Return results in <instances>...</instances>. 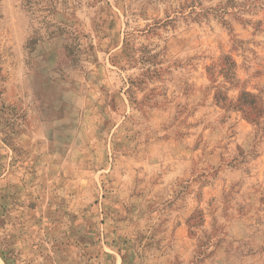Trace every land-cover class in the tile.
Returning a JSON list of instances; mask_svg holds the SVG:
<instances>
[{
  "label": "rangeland",
  "instance_id": "obj_1",
  "mask_svg": "<svg viewBox=\"0 0 264 264\" xmlns=\"http://www.w3.org/2000/svg\"><path fill=\"white\" fill-rule=\"evenodd\" d=\"M1 264H264V0H0Z\"/></svg>",
  "mask_w": 264,
  "mask_h": 264
},
{
  "label": "bare ground",
  "instance_id": "obj_2",
  "mask_svg": "<svg viewBox=\"0 0 264 264\" xmlns=\"http://www.w3.org/2000/svg\"><path fill=\"white\" fill-rule=\"evenodd\" d=\"M1 264V263H0Z\"/></svg>",
  "mask_w": 264,
  "mask_h": 264
}]
</instances>
